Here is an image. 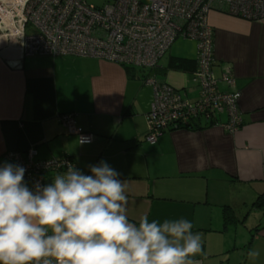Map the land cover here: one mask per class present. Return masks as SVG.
<instances>
[{"label": "crops", "instance_id": "1", "mask_svg": "<svg viewBox=\"0 0 264 264\" xmlns=\"http://www.w3.org/2000/svg\"><path fill=\"white\" fill-rule=\"evenodd\" d=\"M208 21L213 74L223 92L233 91L223 77L236 79L241 128L229 134L203 123L168 130L154 145L146 142L153 100L137 108L142 92L130 83L134 69L128 73L122 65L89 57L24 56L21 44L0 32V165L12 163L10 153L32 149L37 161L71 157L85 175H91L90 165L105 161L128 185L130 222L144 215L150 222L190 221L202 237L197 264H264V208L255 206L264 196V20L211 12ZM177 59L193 63L188 71L171 67ZM196 60L197 55L170 56L150 75L164 74L162 81L190 99L193 90L199 92L192 79ZM64 115L74 116L93 142L82 144L70 135L60 121ZM55 175L46 176V185ZM253 249L260 253L254 261L247 255Z\"/></svg>", "mask_w": 264, "mask_h": 264}, {"label": "built area", "instance_id": "2", "mask_svg": "<svg viewBox=\"0 0 264 264\" xmlns=\"http://www.w3.org/2000/svg\"><path fill=\"white\" fill-rule=\"evenodd\" d=\"M224 13L247 21L264 20V0H112L95 6L87 0H0L1 36L19 42L24 56L89 57L124 67L154 71L179 38L198 44L197 69L192 73L199 88L197 100L148 74L144 84L153 88L155 100L147 114L146 141L156 144L167 130L194 128L203 123L219 125L229 134L239 132L241 92L236 79L226 74L223 82L233 91L218 89L213 74L214 34L208 18ZM225 115L226 122L218 120ZM70 135L81 140L94 136L77 128L74 116L60 119ZM37 150L8 155L23 166L30 189L46 185L50 173H63L76 164L69 157L37 161Z\"/></svg>", "mask_w": 264, "mask_h": 264}, {"label": "clouds", "instance_id": "3", "mask_svg": "<svg viewBox=\"0 0 264 264\" xmlns=\"http://www.w3.org/2000/svg\"><path fill=\"white\" fill-rule=\"evenodd\" d=\"M89 170L69 165L30 189L23 166L0 165V264H197L202 237L190 221L130 222L126 181L105 161Z\"/></svg>", "mask_w": 264, "mask_h": 264}, {"label": "rangeland", "instance_id": "4", "mask_svg": "<svg viewBox=\"0 0 264 264\" xmlns=\"http://www.w3.org/2000/svg\"><path fill=\"white\" fill-rule=\"evenodd\" d=\"M87 2L90 4H93L95 6L101 7V6H105L108 3L112 2V0H87ZM189 55H197L198 56V44H197V42L193 41V40H184L183 38H179L175 41V43L172 45V47L165 54V56H164L165 58L164 57H163L164 59L162 58L161 65L167 64L170 56H172V57H184V56H189ZM133 69H134L133 72L136 73V76H135V78H133L131 80L130 83L131 84L134 83L133 86L135 87L136 93L142 92L140 96L137 95V97L135 98V100L137 101V108H138V106L141 107L142 104L147 105L150 102V100L151 101L153 100L151 103V106H150L152 108V105H153L154 100H155V92H154L152 87H151L152 88L151 89L150 86L144 84L147 72H148V74H151L152 72L146 71L144 69L135 68V67ZM163 77H165V75L160 74L158 80L159 81H162V80L167 81ZM191 86L196 87L197 85L195 86V84L193 82H191ZM197 88H198V86H197ZM197 96H199L198 90L197 89H196V91L193 90L192 94L190 96V99L194 100V99L198 98ZM151 108H150V110H151ZM147 114H146V121H147V126H148ZM69 158H71V157H69Z\"/></svg>", "mask_w": 264, "mask_h": 264}, {"label": "trees", "instance_id": "5", "mask_svg": "<svg viewBox=\"0 0 264 264\" xmlns=\"http://www.w3.org/2000/svg\"><path fill=\"white\" fill-rule=\"evenodd\" d=\"M191 63H193V61H190V60H188V59H177L176 61L172 62L171 67L173 66V67L176 68V69H182V70H184V71H188L189 65H190ZM195 63H196V64H195L194 72H195L196 69H197V60H196ZM214 63H215V60H214ZM213 66H214V64H213ZM126 69H127L128 73H131V70H132L133 68L126 67ZM212 70H213V68H212ZM194 128H196V127H194ZM194 128L191 127V128H188V129H194ZM170 130H173V129H170ZM167 131H168V130H167ZM161 136H162V135H161ZM161 136H160V137H161ZM160 137H159V138H160ZM158 140H159V139H158ZM146 142H147V141H146ZM76 167H77V166H76ZM255 206L258 207V208H260V209L264 208V196H262V197L258 200V202L255 203Z\"/></svg>", "mask_w": 264, "mask_h": 264}]
</instances>
